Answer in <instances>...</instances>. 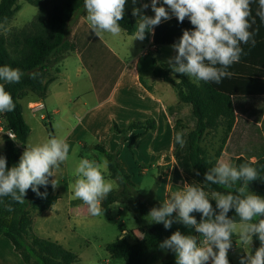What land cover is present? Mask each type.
Returning <instances> with one entry per match:
<instances>
[{
  "label": "trees",
  "instance_id": "trees-1",
  "mask_svg": "<svg viewBox=\"0 0 264 264\" xmlns=\"http://www.w3.org/2000/svg\"><path fill=\"white\" fill-rule=\"evenodd\" d=\"M21 1L38 8L31 27L13 34L11 38L0 33V66L19 68L24 73L19 83L5 84V90L11 94L15 103V110L5 112V115L9 128L17 137L16 140L3 139L0 155L6 157L9 168L19 162L24 152L21 145L26 144L31 133L20 101L29 91L41 99L46 97L48 85L55 81V76H50L51 67L60 63L69 51L76 49L70 42L71 29L74 20L84 9V0H0V23L5 24V20L7 23L14 19L21 10ZM251 8L255 16L258 3H252ZM143 15L148 16L147 13ZM137 21L132 13L124 11V16L118 23L132 36ZM185 29H193L188 18L181 23L175 17L154 27L152 32H146L143 40L146 43L152 40L156 48L170 46L179 40ZM251 30H256L255 45H242L245 54L241 56L239 63L228 69L232 75L218 84L201 81L197 85L186 76L178 73L174 75L166 63L154 68L155 77L170 83L179 98L178 103L169 108L175 122L172 182L182 186L185 183L200 186L208 192L210 200L212 191H225L218 185L204 184V174L216 164L202 146L210 131L223 129L220 153L225 151L229 155L230 163L235 166L250 163L258 170L261 178H264V23L259 17H256V23ZM185 107H188L187 115L182 113ZM183 122L189 123L191 128L183 132L185 143L181 147L175 143L174 137ZM154 127L155 121L148 120L132 122L125 128L130 131H145L124 140L128 141L132 153L136 141ZM114 128L119 134L124 132L116 123ZM102 150L105 151L103 148ZM107 158L109 175L118 181L120 188L109 193L102 201L103 213H110L113 204L123 203L135 187L132 175L120 163L119 155L107 153ZM118 175L123 176V182L117 179ZM49 179L52 180L51 177ZM248 187L252 188L253 193L264 197V180L252 181ZM39 190L47 192L46 198L37 196L30 188L22 204L12 200L10 196L0 197V233L13 244L25 264H80L76 252L58 241L40 236L35 231L37 217L52 209L59 200V195L51 184L46 189L41 186ZM210 202L215 208L216 202ZM137 205L143 216L148 215L150 208L144 200H138ZM9 206L12 211H8ZM175 215L174 213L173 216ZM192 215L197 222L200 221V213ZM228 215L239 220L234 209ZM177 230L185 235L197 234L194 229L181 223H173L170 229L163 226L154 232H146L136 244L120 237L108 244L106 250L112 259L123 260V264H156L167 251L160 249L159 244ZM253 242L255 252L260 247V241L253 237ZM228 260L229 264H233L229 256Z\"/></svg>",
  "mask_w": 264,
  "mask_h": 264
},
{
  "label": "clouds",
  "instance_id": "clouds-1",
  "mask_svg": "<svg viewBox=\"0 0 264 264\" xmlns=\"http://www.w3.org/2000/svg\"><path fill=\"white\" fill-rule=\"evenodd\" d=\"M136 4L137 0H132ZM151 0L133 8V16H139L135 28V39L143 40L146 32H152L162 20L175 16L179 22L188 18L193 29L183 30L182 36L171 47L175 55L168 59L173 74L188 77L193 83H220L230 77L228 69L240 62L244 55L242 45H255L256 30H251L256 17L264 23V0ZM258 3L253 16L252 3ZM126 0H84L90 29L100 36L109 33L113 37L124 31L119 25L124 16ZM164 5L167 6L164 7ZM151 7L153 17L142 14V9ZM6 23V20H5ZM0 29L7 31L4 23ZM24 73L19 68L0 66V113L15 110V103L5 84L19 83ZM175 143L183 147L182 131L174 137ZM69 145L63 137L51 136L45 142L26 146L19 162L7 167V159L0 155V197L10 196L24 203L27 190L46 198L49 184L58 186L56 172L69 158ZM199 173H197L198 175ZM73 192L75 198L88 207L90 214H102V201L113 190L114 182L106 179L102 165L94 159L81 158L74 171ZM205 185H218L225 191H212L211 200L204 188L185 183L182 190L171 194L160 207L150 209L151 223L163 224L170 229L173 223H181L194 229L200 236L182 234L177 230L159 244L162 250L176 255V264H229L228 252L235 236L241 245H251L253 237L260 241L255 253L248 252L240 258V264H264V197L248 190L249 183L261 178L250 163L235 166L220 159L204 174ZM123 182V176L117 177ZM239 182V183H238ZM239 220L230 218L233 210ZM13 209L9 206L8 211ZM218 210V211H217ZM176 214L173 216V214ZM193 213H200L197 222ZM259 218V219H258ZM199 241V242H198Z\"/></svg>",
  "mask_w": 264,
  "mask_h": 264
},
{
  "label": "rangeland",
  "instance_id": "rangeland-1",
  "mask_svg": "<svg viewBox=\"0 0 264 264\" xmlns=\"http://www.w3.org/2000/svg\"><path fill=\"white\" fill-rule=\"evenodd\" d=\"M142 2V0H137L136 4H133L132 0H127L125 10L133 11L134 7L141 8ZM144 2L147 3L148 1L144 0ZM19 5L21 10L14 19L5 23L7 31L0 29V33L8 38L27 27H31L30 25L38 13V8L26 1L19 2ZM85 11L84 8L82 12ZM147 12H150V10L148 9ZM142 14H145V9H142ZM101 35L107 39L110 46L115 50L118 49V46L123 47L124 42H129V47L131 43V59L145 47L143 40L140 41L139 39L138 43H135L134 39L130 41L124 31L114 38L107 37L104 33ZM127 60L129 61L130 59ZM75 61V57H71L69 60L71 64L69 72L71 73L76 70ZM58 66L59 63H56L51 67L50 76H55ZM91 72V75H94V70H91ZM72 76L73 80H76L74 74ZM81 78H87V74L84 73ZM22 104L24 105V119L31 129L28 141L26 144L21 145L22 149L25 150L26 146L43 143L51 136L63 137L69 145V158L56 172V177H53L59 183L56 189L62 195L60 208L53 210V212L54 214L57 211L60 213V209L63 206L66 210L68 206L71 223L75 225L72 233L76 237L75 241L72 242L71 249L78 254L80 264H123V260L110 257L106 250L108 244L120 238L124 231L127 232L125 238L130 243L136 244L146 232H154L163 227V224L151 223L150 218L147 217L148 215L143 216L137 201L144 200L150 209L160 207L165 200L170 198L172 193L183 188L182 185L173 183L171 178L175 163L172 144L173 135L172 139L167 133L154 137L152 135L153 132L149 131V135H151L149 148L143 146L138 152L134 151L133 156L128 144L126 145L124 141L125 139H130L133 135L129 134L130 130L125 128L123 129L124 132L119 134L114 128L115 122H112L109 128H105L100 123L96 126L85 128L79 126V120L77 119L60 120L57 116L48 117L47 115L42 118L41 115L46 114L44 111L33 115L28 111L26 102L23 101ZM108 111V108H105L99 112V115L103 116ZM184 111L187 112V109ZM149 118L152 119L151 117ZM172 121L173 125H175L174 120ZM68 123L74 127L77 126L73 133L67 129ZM181 124L178 131L186 132L191 128L187 122ZM223 138V129L219 128L218 130L210 131L202 143L209 156L216 162L220 159L230 162L229 155L225 151L220 153ZM0 142L3 145V140H0ZM97 146H104L106 152L98 149ZM132 149L134 150V147ZM107 153H117L119 161L124 167H126L127 159H129L132 164L129 173L132 175L135 187L131 191V195L123 203H117L112 206L110 213L102 212L101 215L94 216L89 213L88 207L74 196V171L81 158L94 159L102 165L105 178L114 182L112 191L118 190L120 188L118 181L109 175ZM152 154H155V156ZM248 190L253 192L251 187H248ZM120 208L122 209L120 210ZM57 224H60L59 232L66 235L67 232L62 228V223L57 222ZM196 236L199 237L200 234L197 233ZM253 244L254 242L252 241L251 245H241L237 238L233 237L232 248L228 252L233 264H240V258L246 255L247 251L253 253ZM156 264H176L175 253L167 250L163 259Z\"/></svg>",
  "mask_w": 264,
  "mask_h": 264
},
{
  "label": "crops",
  "instance_id": "crops-1",
  "mask_svg": "<svg viewBox=\"0 0 264 264\" xmlns=\"http://www.w3.org/2000/svg\"><path fill=\"white\" fill-rule=\"evenodd\" d=\"M142 1L143 4L146 3L144 0ZM147 3L150 5L151 0ZM161 5L162 0H159L157 6ZM164 7L167 8L166 5ZM148 9L150 12H147ZM127 12L132 13V11ZM146 12L149 17L154 16L150 6L145 9ZM86 16V11L81 12L72 24L70 42L76 49L69 51L59 63L55 81L48 85L46 97L41 99L29 91L20 101L21 104L23 101L26 102L28 111L33 115L44 111L46 114H42V118L47 115L48 117L57 116L60 120L77 119L79 126L85 128L96 126L98 123L109 128L110 124L115 122L117 127L123 130L132 122L154 120L155 127L151 130L152 135L155 137L167 133L172 139L174 125L169 108L178 103V94L170 83L154 75V68L157 65L168 64V59L175 55L172 45L156 48L152 40L148 43L144 42L143 50L131 59V43L130 47L128 46L129 42H124L123 47L118 46L117 50L113 49L103 35L97 36L90 29ZM133 17L139 20V16ZM172 18L175 16H171ZM168 20H162L160 24ZM125 33L130 41L134 39L135 43L139 42V39H135V35L131 36L127 32ZM104 34L114 38L109 33ZM147 49V55H143ZM71 57L76 58V70L72 73L69 72ZM91 70H94V75H91ZM84 73L87 74V78L82 79L81 76ZM73 74L76 80H73ZM22 106L24 115V105L22 104ZM105 108H108L109 111L100 116L99 112ZM185 109L187 112L184 111ZM184 110L183 115H187L188 107H185ZM68 124L67 129L73 133L77 126ZM139 132L145 131L133 130L129 131V134L135 135ZM145 134V137L139 139L134 145L135 152H138L143 146L149 148L151 135L149 132ZM125 143L127 145L128 141ZM97 148L105 149L104 146H97ZM2 150L3 145L0 142V152ZM152 155L155 156V154ZM125 168L128 172L132 168L129 159H127ZM54 189L59 195L57 204L37 217L34 228L40 236L58 241L71 249L72 242L76 238L72 233L75 225L71 223L68 206L67 210L63 206L60 213L57 211L54 214L53 210L59 209L62 203L61 193L56 188ZM57 222L62 223V228L67 232L66 235L59 232L60 224ZM126 233L124 231L121 237H125ZM0 264H25L15 251L13 244L2 233H0Z\"/></svg>",
  "mask_w": 264,
  "mask_h": 264
},
{
  "label": "built area",
  "instance_id": "built-area-1",
  "mask_svg": "<svg viewBox=\"0 0 264 264\" xmlns=\"http://www.w3.org/2000/svg\"><path fill=\"white\" fill-rule=\"evenodd\" d=\"M147 53L148 49L143 52V55H147ZM4 138L16 140L17 137L16 134L9 128L5 113H0V140H3Z\"/></svg>",
  "mask_w": 264,
  "mask_h": 264
}]
</instances>
